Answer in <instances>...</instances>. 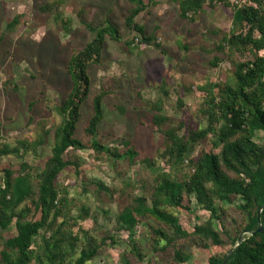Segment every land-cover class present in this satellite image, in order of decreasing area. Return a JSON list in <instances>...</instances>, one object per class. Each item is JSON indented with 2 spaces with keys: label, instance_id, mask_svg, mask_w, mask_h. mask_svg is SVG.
<instances>
[{
  "label": "trees",
  "instance_id": "16d2710c",
  "mask_svg": "<svg viewBox=\"0 0 264 264\" xmlns=\"http://www.w3.org/2000/svg\"><path fill=\"white\" fill-rule=\"evenodd\" d=\"M128 1L130 8L125 25L136 33L140 44L151 43L154 36L146 35L136 17L153 0ZM236 1L239 3L233 6L231 29L221 36L215 50L227 57L248 51L250 58L233 60L232 76L227 81L201 88L205 126L183 134V124H170L160 99L146 104L153 128L165 139L160 158L169 166L168 171L157 173L149 198L89 180L82 168V159L67 157L70 150L92 149L113 162L122 159L131 167L140 155L130 140L122 139L121 146L101 141L98 126L104 115L102 103L108 94L106 89L92 99V115L83 130L86 139L76 134L81 105L92 84L89 67L101 63L107 36L119 38V31L112 23L95 28L87 25L95 34L67 61L70 88L56 106L60 122L51 130L43 126L34 139L23 136L5 142L0 132V158L12 156L20 160L16 169L9 163L0 164V229H7L13 221L16 229L8 237L0 235V264H90L107 240L116 241L109 233L97 238L81 227L74 231L77 221L88 217L89 208L80 205L77 214H72L77 207L74 198L58 182L60 173L66 169L72 170L82 192L94 189L111 199L116 194L117 200L128 196L131 201L116 214V229L131 233L136 225H146L151 251L168 258L169 264H185L190 260L192 253L177 244L187 238H193L206 252V264H222L245 231L248 233L243 235V241L232 251L226 264H264V208L260 213L263 230L255 232L257 210L264 204V141L262 144L256 141L259 133L264 138V0ZM216 3L229 6L231 0H179V14L187 18ZM53 8L54 4H46L40 9ZM18 21V17L13 18L7 27H14ZM216 61L215 58L211 63L215 65ZM32 105L30 102L29 107ZM177 105L183 108L180 99ZM49 134L51 155L36 165L29 158L37 156L44 136ZM206 141V146L193 155L194 146ZM217 146L219 152L215 151ZM192 201L209 216L188 231L178 221L176 211L189 213ZM230 210L237 216L232 219L233 232L227 231L224 224ZM41 230L44 233L40 234ZM129 241L137 261L141 262L145 255L132 238ZM122 261L130 264L126 255Z\"/></svg>",
  "mask_w": 264,
  "mask_h": 264
},
{
  "label": "rangeland",
  "instance_id": "374dc122",
  "mask_svg": "<svg viewBox=\"0 0 264 264\" xmlns=\"http://www.w3.org/2000/svg\"><path fill=\"white\" fill-rule=\"evenodd\" d=\"M178 2H148L136 21L144 27L146 35H153L154 39L140 44L136 33L124 22L130 8L128 0H0V132L3 140L10 142L12 138L23 136L34 139L43 126L51 130L60 122L56 106L70 88L68 59L93 38L95 31L89 30L87 25L95 28L112 23L119 31V38L107 36L101 63L89 67L92 84L81 105L76 134L86 139L83 130L92 115V99L106 89L108 94L102 103L104 115L98 126L101 141L121 146L122 139L130 140L140 155L131 167L122 159L113 162L92 149L70 150L67 157L82 159V168L89 180L149 198L157 173L168 171L169 166L160 158L165 139L153 128L151 113L146 107L148 101L160 99L170 124H183L181 133L202 128L205 119L201 113L204 99L201 88L227 81L232 76V61L250 58L248 51L227 57L215 50L221 36L231 29L233 6L238 1L231 0L229 6L216 3L187 18L180 16ZM46 4H54V8L42 11L40 8ZM15 17L19 18L18 23L8 28L7 24ZM179 99L182 109L177 105ZM30 102H33L31 107ZM43 139L37 156L29 158L36 165L44 163L51 155L52 136L49 134ZM256 141L263 143L262 133ZM206 143L195 145L193 155ZM219 150L220 147H215L216 152ZM7 163L16 169L20 160L12 156L0 158V164ZM58 182L67 188L69 197L74 198L77 207L72 214H77L80 205L89 208L88 217L77 221L74 231L81 227L93 237L101 238L109 233L116 239L115 242L107 240L90 264H126L122 261L123 255L130 264H169L168 258L151 251L150 231L146 225H136L131 233L116 229V214L131 201L128 196L117 200L116 194L111 199L94 189L82 192L71 169L60 173ZM193 202L189 213L176 211L178 221L188 231L209 216ZM236 217L233 210L225 217L227 231L233 232L232 219ZM15 232L14 221L7 229H0L4 238ZM42 233L44 230L40 231ZM130 238L145 255L141 262L132 252ZM38 241L39 236L35 238V242ZM177 244L192 253L185 264H206V252L193 238Z\"/></svg>",
  "mask_w": 264,
  "mask_h": 264
},
{
  "label": "water",
  "instance_id": "95a60500",
  "mask_svg": "<svg viewBox=\"0 0 264 264\" xmlns=\"http://www.w3.org/2000/svg\"><path fill=\"white\" fill-rule=\"evenodd\" d=\"M263 208H264V204L262 206H260L258 208V210H257V224H258V227H257L255 232H262V230H263V225L261 223V216H260V213H261ZM255 232H251V234H254ZM247 233L248 232L245 231L237 238L236 244L227 252L226 256L224 257V259L222 261V264H226L227 263L230 254L243 241V235L247 234Z\"/></svg>",
  "mask_w": 264,
  "mask_h": 264
}]
</instances>
